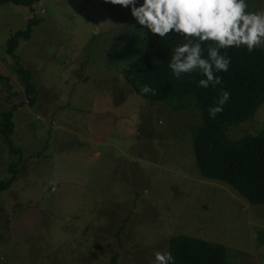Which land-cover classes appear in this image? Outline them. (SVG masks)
<instances>
[{"label": "rangeland", "instance_id": "374dc122", "mask_svg": "<svg viewBox=\"0 0 264 264\" xmlns=\"http://www.w3.org/2000/svg\"><path fill=\"white\" fill-rule=\"evenodd\" d=\"M247 4L264 11V0ZM34 17L15 51L33 74L32 103L7 44ZM143 30L104 0L0 5V122L18 106L10 140L20 150L0 132V181L11 163L18 174L0 192V264H151L179 233L225 245L227 264H264V203L197 167L196 97L154 102L123 77ZM263 129L264 103L229 135Z\"/></svg>", "mask_w": 264, "mask_h": 264}, {"label": "trees", "instance_id": "16d2710c", "mask_svg": "<svg viewBox=\"0 0 264 264\" xmlns=\"http://www.w3.org/2000/svg\"><path fill=\"white\" fill-rule=\"evenodd\" d=\"M41 0H0V5L14 4L33 10ZM38 18L28 20L25 30L17 31L8 40L7 53L12 57L19 47V38L29 39ZM142 53L130 61L122 70V75L133 91L147 100L169 102L196 97L202 124L193 127L192 140L197 167L203 177L218 180L231 186L243 198L253 204L264 203V129L259 133H246L235 139L229 130L250 120L264 103V50L254 49L251 53L244 48H229L226 54L231 58L229 70L218 73L222 84L207 89L197 87L201 77L196 73L185 74L177 79L168 68L171 48L181 43L179 36L169 33L160 38L143 30ZM210 42L202 44L205 49ZM17 58L19 75L24 79L30 102L35 103L37 87L32 71ZM8 78L0 75V79ZM9 81V80H8ZM148 85L153 93L141 94L140 88ZM223 88L230 93L223 111L210 118L208 108L215 103ZM1 112L0 132L11 150L10 136L14 131L12 116L17 109ZM17 163H11V176L0 181V192L10 187L18 177ZM169 252L175 264H227L228 250L221 243L188 234H174L169 238ZM0 259H2L0 257ZM116 264V255L113 258Z\"/></svg>", "mask_w": 264, "mask_h": 264}, {"label": "clouds", "instance_id": "9594fccd", "mask_svg": "<svg viewBox=\"0 0 264 264\" xmlns=\"http://www.w3.org/2000/svg\"><path fill=\"white\" fill-rule=\"evenodd\" d=\"M130 10L136 24L153 36L164 38L171 32L181 43L171 48L168 68L177 79L196 73L197 87L215 88L222 84L221 72H227L231 58L229 48H244L251 53L264 46V11H249L247 0H104ZM210 42L205 49L202 44ZM141 94L153 93L148 85ZM230 93L221 88L210 118L223 111ZM52 183V190L55 184ZM151 264H175L170 252L156 251Z\"/></svg>", "mask_w": 264, "mask_h": 264}]
</instances>
